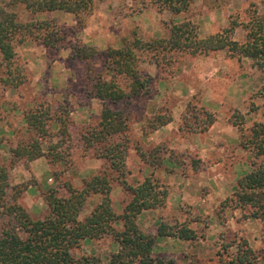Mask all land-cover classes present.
Segmentation results:
<instances>
[{"label":"trees","instance_id":"trees-1","mask_svg":"<svg viewBox=\"0 0 264 264\" xmlns=\"http://www.w3.org/2000/svg\"><path fill=\"white\" fill-rule=\"evenodd\" d=\"M100 1L0 0V61L3 64L0 85L3 89L16 92L23 84L17 69L11 67V62L15 47L25 41L40 44L47 59L60 60L61 51L68 50L64 59H77L88 65L97 59L101 67V70L84 78L85 94L99 101L101 109L97 121L80 134L83 151H93L90 157L100 161L99 168L88 178L82 179L80 186L60 179L65 195H58L57 187L43 185L40 193L46 207L43 216L34 215L17 200L31 182H10L9 169L18 163L27 166L29 161L36 158L45 159L52 167L67 162L68 152L57 150L59 140L54 144L47 143L46 150L41 149L42 139L49 132L48 127L57 128L61 136L65 134L66 118L61 113L49 114L48 107L42 108L40 104L23 112L17 102H0V119L8 122L6 115L13 118L15 112L11 111L20 110L24 122L23 136H17L8 155L0 158V264H176L173 258L151 254L155 238L176 237L189 242L197 238L196 232L184 222L171 225L160 221L154 233L141 230L136 223L140 212L162 207L167 195L165 184L153 174L162 161L164 152L160 156L159 151L161 153V148L165 150L161 144H155L146 151L132 147L140 162L135 169L141 179L134 177L130 181L126 180V175L132 174L126 160L130 149L128 139L124 136L127 123L123 108L116 105L130 99L144 98L155 82L157 87L164 81L160 74L153 78L145 74L142 76L138 72V62L152 64L156 73L169 70L171 76L178 68L180 57L192 62L224 52L229 58L248 59L252 67L262 74L255 97L262 100L264 107V0H260L261 10L251 8L245 20L230 17L223 28L205 35H199L194 23L183 15L191 0H119L123 5L131 1L137 5L130 13L123 15L125 19L150 8L158 12L167 11L171 18L167 27L163 24L160 36L149 35L147 40H143L137 35L134 26L126 36H120L116 44H109L102 49L87 45L77 38L87 16ZM216 1L213 8H218L222 1L225 3L224 0ZM18 5L29 14L27 22L17 20L14 9ZM54 10L71 13L75 23L65 26L44 15ZM238 27L243 30L240 41L234 35ZM140 53H148L149 56L140 59ZM102 72L105 77L101 75ZM118 79L126 83V91L121 88ZM14 94V97L20 98V94ZM189 105L187 102L185 109ZM254 109L256 106L250 105L249 110ZM198 112L201 114L198 126L192 127L183 122L179 128L184 127L186 132L206 130L215 120V112L208 107L200 108ZM170 119L169 114L156 113L146 120V132L144 126V131L140 128L142 135ZM226 120L236 128L238 145L249 160L244 156L248 168L236 178L231 193L219 201V207L228 208L229 211L240 210L245 218L257 220L264 231V119L253 122L247 129L242 128V114H231ZM197 162L196 159L191 160L193 169ZM143 165L145 169H150L147 175L140 174ZM59 174L56 170L50 171L53 182L59 179ZM113 186L129 195L123 204L118 200L120 210H117L111 197ZM94 194L98 196V201L86 215L79 218L86 198ZM103 236H109L117 247L105 261L93 253H72L80 242ZM218 236L221 239L224 237L222 232ZM221 239L215 252L217 264H254L258 259L246 239L232 238L222 243L219 242ZM230 247H234V250L230 251Z\"/></svg>","mask_w":264,"mask_h":264},{"label":"rangeland","instance_id":"rangeland-1","mask_svg":"<svg viewBox=\"0 0 264 264\" xmlns=\"http://www.w3.org/2000/svg\"><path fill=\"white\" fill-rule=\"evenodd\" d=\"M224 1L225 3H222V1L218 8H213L212 6L214 5V0H191V4L188 10L184 12L183 15L186 18H189L194 23L196 31L199 35H205L223 28L225 25H227V21L230 17H234L237 20H245L251 8L254 7L257 9V11L261 10L260 0ZM215 2L217 3L216 0ZM134 8H136V5L131 4L128 6L120 3L117 7H115V9L112 10L111 16L114 19V23H111L110 21V23H107L106 26V28L109 30V33L113 35V38H111L110 40L111 43L116 42L120 36H126L130 30L134 29V26L138 31L137 35L139 37H142L143 40H147L149 33L141 29L140 21L129 22L125 18H123V15H125V13H130L132 11L131 9ZM152 9L155 10L154 8ZM14 11L16 13L18 21L27 22L29 20V14L22 8L21 5H18L14 9ZM162 12L163 11H159L158 13L161 14ZM116 17H118L117 22ZM157 21V25L155 26L159 27V30H162L163 24L165 27L168 26V21L161 15ZM59 24L65 25L64 23ZM117 24L119 25L116 31L115 28ZM161 34L157 33L153 37L160 36ZM234 35L235 38L239 41L242 40L243 30L239 27L236 28L234 30ZM21 45L22 44H19L15 47V56L13 58V61L11 62V67L17 69V73L23 81V84L20 86V90L16 91L17 94H20V96L17 95L20 98L14 97L15 94L11 96L9 91L7 95H5V91L7 92V90L3 89V87L0 85V102H17L19 108L23 112L40 104L42 108L48 107L49 114L52 115L54 113L55 115V112L56 114L61 113L62 116L66 118L64 126L65 134L61 136L57 128L50 129L48 127V135H46L42 139L41 143V149L46 150L47 143L51 142V144H54V142L59 140L57 143V150L63 151L64 153L68 152L67 162L57 163L56 165H54V167L50 166V171L56 170V172H60L58 177L59 179H56L54 182L51 179V185L54 188L57 187L58 195H65V191L61 185L60 179L71 182L70 172L72 171V169L76 166H80L82 164V160H84V158L86 157H90L93 152L91 149L86 150V152L83 151L81 147L80 134L97 121L101 105L99 101H97L96 99H91L85 94L86 87L84 78L86 75L94 74L95 72L101 70V67L97 59L92 60L88 65L86 62L77 59H64L63 57L65 56V54L60 53L62 59L55 60L56 62L53 64V60L46 58V68L44 69L45 72L37 73V67L32 65L33 70L29 69L27 67V65L29 64L26 65V63H29L27 62L28 58L21 57ZM216 55H222L227 66H225V63H222L223 65H221L222 67H220L219 69L214 68L220 66L218 58L216 57L211 59L209 56H207L202 60L196 59L197 63H194L193 61L190 62V60L187 61L183 57H180L177 66L178 68L174 70V73L171 76L169 74V70L159 71L158 73H156L155 71L148 72L147 64L143 61L138 62V72L142 76H144L145 74L146 76L153 78L154 76H156V74H160V76L164 78L163 80L166 81L167 85L171 82L174 83V80L176 79H180L183 80V82L186 81L185 84L193 86L194 89H191V91H187V89H181L179 85L175 84L174 88H172L171 90H168V88L159 90L158 86L156 87L155 82L152 89L149 90V94H147L148 96L136 100L130 99V101L125 102L126 104L118 103V105H116L123 108V114L126 116L127 123V131L124 136H126L128 139V145L130 149L128 150L126 160L128 161L127 166L132 171V174L129 176L126 175V180L130 181L134 177L137 180L141 179V176L137 172H135L136 166L133 162L135 153L132 147L136 146L140 149V151H146L154 146L153 143H150V141L144 136L142 137V139H139L137 129H142V126H144L146 132V128H148L146 127L148 126L146 120H149V118H151L158 112H163L164 114H169L170 116H178L179 124H181V126H183V122L184 124H191L190 126L192 127L198 126V124L201 122V114H199L200 112H198V110L200 108H207L206 105L200 103L199 99L205 96L206 92L212 91L214 93H217L216 96L220 101V110L224 114L225 119L231 114H242L244 119L242 122V128L244 129H247L253 122H259L264 119V107L262 106V100L255 97V91L262 81V74L258 72L254 67H252L250 60L248 59L236 60V58H229L224 55V52L216 53ZM51 56L52 54L49 55V57ZM143 56H146L147 58L149 54H139L140 59H142ZM206 63H211L213 68H207L204 69L203 72H200V70L198 69V65ZM52 68L56 69L55 73H52L54 75L52 80L55 84L51 82L49 85L47 84L48 80L51 79L49 78V70H51ZM2 69L3 64L0 61V75ZM35 74H38V79L33 78ZM101 75L105 77L104 72H102ZM218 75L223 78L217 79ZM232 81H236V87L234 86V89L227 90V93L225 94V84L227 82L231 83ZM31 82L35 84L34 87L30 86ZM118 83L124 91L127 90L125 82L118 79ZM150 84H152V82H150ZM239 89L242 90V92H240L241 94L238 93ZM16 92L14 91V93ZM187 102H189L190 107H188V109H185V105L187 104ZM26 103L27 105H24ZM250 105L256 106V109L250 111ZM1 114L2 113L0 112V116ZM6 116L8 117L9 123H14V117L11 118V116ZM6 116L4 115L3 117L6 118ZM14 128L17 132L16 134H18H15L14 139L16 140L18 139L17 136H23V134L22 128ZM184 129L185 128L183 127L181 131H185ZM142 131H144V128L142 129ZM136 144L139 146H137ZM2 149L4 150L3 147ZM164 151H162L161 148V153L159 151V155L161 156ZM2 153L3 152H0V158L8 155V153L5 155H2ZM169 155L171 158L175 157L174 159L178 161H182V159H185L188 164H191V160L194 159L192 153H186L183 151H170ZM245 156L246 159L249 160L248 155L246 154ZM26 181L28 183H35V180L32 177H29ZM161 182L165 184L163 181ZM42 187L43 185L39 187V193H41ZM116 188L119 191L118 193H115L116 195L114 194L115 199L120 200L121 204L125 203L128 200L129 195L120 191L121 189H118V187ZM22 198L23 194L20 195L17 200L19 202H22L25 208H27ZM87 199L88 197L86 198V201ZM84 208L85 204L80 212H83ZM183 210L186 209L183 207L182 211ZM45 212L40 216H43ZM215 214L219 222L223 223V228L219 232H222L224 237L222 236V239L219 238V233H217V238L215 241L216 244H214L213 247H206L201 249L199 251L200 253H198V255L201 257H199V259L196 258L197 260L192 258L194 255L191 257L192 253L195 252V249L191 248L190 250H188L186 254L190 256L188 264H217L215 252L218 248V244H220L218 243V240L221 239L222 241L219 242L222 243L232 238L236 239L239 237L246 239L249 247L254 251L255 255H257L258 259L254 264H264V231L261 230V228L259 232L254 231L255 225L253 224V222H251L252 220H250L247 224V235L242 232L243 229H240V227L231 226L230 224L232 219L236 220L238 223H241L242 221H245L246 218L240 210H236V215H233L232 211H229L228 208H220L219 202L215 209ZM193 219L201 220V224L197 227V229H195L197 236L199 234L201 226L207 224L205 218H197L192 215L182 214L178 217V219L172 216H168L164 218V222L171 225L184 222L187 226H189V221H192ZM226 222H228L229 224L228 227L226 226L228 225L226 224ZM137 225L141 229L140 224L137 223ZM109 240V236H103L99 239L82 241L79 243L77 248L72 250V253L74 255L93 253L96 254L97 257H99L102 261H105L108 257V252L105 246ZM208 245L210 244L208 243ZM229 250L233 251L234 247H230Z\"/></svg>","mask_w":264,"mask_h":264},{"label":"crops","instance_id":"crops-1","mask_svg":"<svg viewBox=\"0 0 264 264\" xmlns=\"http://www.w3.org/2000/svg\"><path fill=\"white\" fill-rule=\"evenodd\" d=\"M119 4V0H102L97 2L91 13L87 16L83 28L77 33V38L83 43L99 49L112 44L110 40L113 38V35L109 33L106 26L110 21L114 23L111 12ZM126 4L135 5L133 1L127 2ZM44 15L54 18L58 23H64L66 26H72L75 23L74 16L71 13L60 10L50 11ZM160 15L167 21L171 18V15L167 11L159 14L156 10L150 8L142 9L139 13L131 14L126 17V20L129 22L140 21L141 29L148 32L149 35L154 36L157 33H162V30H159V27L155 26ZM117 19L118 17H116V22ZM118 25L115 28L116 31ZM114 43L116 44L117 41ZM21 46V57L28 58L27 62L29 63H26V65H29L27 67L32 69V65H34L37 67V71L35 70L37 73L45 72L46 58L44 57L43 47L33 41H25ZM61 53L66 55L69 51L62 50ZM209 57L211 59L214 57L218 58L220 66L214 68L219 69L225 63L221 55ZM204 58H200V60ZM55 62L53 61V64ZM193 62L197 63V60H193ZM225 66H227L226 63ZM207 68H213L212 64L206 63L198 65L200 72H203ZM147 69L148 72H154L156 70L152 64H147ZM55 71L56 69L53 68L49 70V78L51 79L48 80L47 84L50 85L51 82L55 84L52 80ZM33 78L38 79V74H35ZM222 78L220 75L217 76V79ZM185 83L186 81L183 82V80L176 79L174 83L171 82L167 85L164 80L159 83L158 89L163 90L168 88V90H171L175 84L179 85L181 89H187V91L194 89L193 86ZM235 85L236 81H232L231 83L227 82L224 86L226 90L225 94L227 90L234 89L236 87ZM30 86L34 87L35 84L31 82ZM8 91L11 96L14 95V91L12 90L11 92V89H7L5 95H7ZM240 92H242L241 89H239L238 93L241 94ZM216 94L209 91L205 93V96L200 98L201 104L206 105L215 112V120L202 132L181 131V128H179V119L176 115H172L167 123L144 135H142L141 129H137V134L140 137H146L153 145L161 144L165 149V153L161 158V164L154 170L153 174L165 183L167 189V195L162 207L144 210L137 216V223L140 224L141 229L148 233H154L156 226L160 221L164 222V218L172 216L178 219L182 214L205 218L207 221V224L201 226L199 234L196 236L197 238L191 242L183 241L176 237L155 238L151 247V254L168 256L173 258L176 264L189 263L190 256L186 254L191 248L195 249L191 257L194 255L192 258L197 260L201 257L198 255L201 249L214 246L216 235L223 228V223L219 222L215 214L218 202L231 193L236 178L248 168V162L244 158L245 152L238 145L237 130L224 118V114L220 110V101ZM11 112H15L13 113V117L15 118L14 123L11 124L9 121L6 122L5 119H0V152H3L2 155L7 154L9 148L15 143L16 131L14 127L18 129L24 126L19 111L15 110ZM170 151L192 153L194 159L198 161L196 167L193 169L192 164H188L185 159L178 161L174 159L175 157L171 158L169 155ZM133 162L135 166L140 163L136 155L133 157ZM99 165L100 161L96 158H84L82 164L74 167L70 172L71 183L74 186H80L81 180L94 174L99 168ZM148 173H150V169H145L143 165L140 169V174L147 175ZM29 177H32L35 183L28 184L23 192L22 199L31 213L40 216L45 212L46 207L39 193V187L46 184L51 185L50 165L45 159L36 158L29 161L26 167L18 163L9 169L10 182L26 181ZM118 191L115 187L110 193L117 210H120V204L114 196ZM97 201L98 196L96 194L89 196L85 202L84 211L80 212L78 217L81 218L86 215ZM183 207L186 210L182 211ZM232 213L234 215L236 210H232ZM250 220L255 225L254 231L259 232L260 224L255 219L246 218L241 223L232 219L230 225L240 227V229H243L242 232L247 235V224ZM200 222V219L190 220L188 227L195 231L201 224ZM226 226L228 227L229 224ZM105 248L107 249L108 255L117 249L116 244L110 240Z\"/></svg>","mask_w":264,"mask_h":264}]
</instances>
